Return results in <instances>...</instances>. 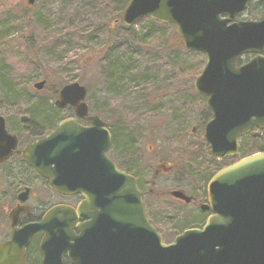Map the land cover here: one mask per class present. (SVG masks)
Wrapping results in <instances>:
<instances>
[{
    "label": "water",
    "instance_id": "water-1",
    "mask_svg": "<svg viewBox=\"0 0 264 264\" xmlns=\"http://www.w3.org/2000/svg\"><path fill=\"white\" fill-rule=\"evenodd\" d=\"M253 1L264 5V0H128L120 18L125 28L144 18L174 26L184 50L204 56L193 87L207 99L211 120L204 139L216 159L235 156L252 123L264 130V18L235 21ZM247 55L250 60L237 66ZM86 96L77 83L63 86L54 105L72 108L74 118L18 152L17 137L0 117V164L16 151L52 191L82 198L76 208L53 207L40 223L21 229L10 214L0 264H25L29 239L39 231L43 264H63V255L69 264H264V153L218 172L208 186L214 216L202 231L166 245L145 217L134 179L107 157L106 124L98 117H88L90 127L77 123L88 116Z\"/></svg>",
    "mask_w": 264,
    "mask_h": 264
},
{
    "label": "rangeland",
    "instance_id": "rangeland-1",
    "mask_svg": "<svg viewBox=\"0 0 264 264\" xmlns=\"http://www.w3.org/2000/svg\"><path fill=\"white\" fill-rule=\"evenodd\" d=\"M122 1L35 0L28 6L26 0H0V116L6 119L9 130L18 133L21 146L38 136L44 138L60 120L72 116L71 110H60L54 105L58 91L72 83L86 88L89 113L106 124L112 137L107 157L117 168L124 166L121 149L127 139L134 142L133 155L143 154L142 163L153 154L169 163H179L181 150L188 146L186 142L204 137L209 118L193 83L205 59L200 53L185 51L172 26L155 23L152 27V20L144 18L129 29L119 23L107 37L102 32L92 36L97 25H109L107 13L112 14ZM102 7L107 11L100 13ZM263 17L264 7L255 2L235 21H259ZM78 23L80 26L76 27ZM77 28L84 29L86 38L76 35L78 32L73 29ZM55 42L61 44V49L52 48L58 45ZM106 51H112L122 66L128 57L133 60L135 72L129 75L132 80L117 75L120 73L114 81L103 77L102 58ZM61 52L64 55L57 61ZM248 59L245 56L240 62ZM41 81L45 82L42 90H34L33 85ZM5 84H9L15 97L6 95ZM37 111L41 114L37 115ZM22 117L29 122L21 124ZM262 138L251 150L249 140L243 142L241 160L264 153ZM5 182H9L10 190H16L17 184ZM42 189L43 201L53 204L60 200L46 187ZM3 204L0 203V240L7 233Z\"/></svg>",
    "mask_w": 264,
    "mask_h": 264
},
{
    "label": "flooded vegetation",
    "instance_id": "flooded-vegetation-1",
    "mask_svg": "<svg viewBox=\"0 0 264 264\" xmlns=\"http://www.w3.org/2000/svg\"><path fill=\"white\" fill-rule=\"evenodd\" d=\"M252 3H249L248 7ZM248 58L243 62L237 61V66L249 61L251 56H248ZM201 98L209 122L211 114L206 108L207 99ZM64 109H69L73 113L71 117L66 119L74 118L72 108L65 107L60 110ZM88 117L97 116L88 111V116L84 119H77V123L82 127H90ZM2 118L5 121L6 131L17 137V152L41 139V136H38L36 137L38 139L35 138L34 141H28L21 146L18 133L9 130L6 119L3 116ZM63 120L65 118L59 122ZM83 121L88 124L81 123ZM19 122L25 125L29 120L27 117H22ZM194 133L195 129L192 128L191 134ZM261 136H264V130L256 129L252 123L250 134L239 139L237 154L223 159H216L211 156L210 147L204 137L194 138L190 143L187 141L188 146L181 150L182 155L179 163H177V160L169 163L157 154H153L148 160L145 159L146 162L142 163L143 154L134 153L133 155L131 146L134 142L132 139H127L124 143V166L122 168L118 167V169L134 179L149 225L153 227L162 241L170 240L174 242L187 232L202 231L208 219L214 216L209 206V183L222 169L241 160L244 141L249 140L250 150L255 149L256 140ZM262 141L264 142L263 138ZM147 150L150 151L149 153H153L151 147H148ZM16 151L7 161L0 164V203L5 205L4 230L7 231L0 240V244L10 238L11 218L16 222L17 229H21L31 224L40 223L47 211L53 207L76 208L82 201L81 196H61L52 191L49 188L48 181L41 178ZM6 180H10L12 186L17 184L16 190H10L9 182H5ZM45 187L60 200L53 204L43 201L40 192ZM12 213L13 215L10 218L9 215ZM83 222L79 221V223ZM75 235H78V232L75 231ZM43 238L44 233L42 231L30 237L28 246L25 249V264H43V257L40 253ZM61 261L63 264H69L66 255L62 256Z\"/></svg>",
    "mask_w": 264,
    "mask_h": 264
},
{
    "label": "trees",
    "instance_id": "trees-1",
    "mask_svg": "<svg viewBox=\"0 0 264 264\" xmlns=\"http://www.w3.org/2000/svg\"><path fill=\"white\" fill-rule=\"evenodd\" d=\"M127 3H128V0H123L122 3L120 4V6L118 8L117 7L115 8V11L112 14H111V12L107 13L106 16L108 18V24L110 25V23L112 22V26L111 27L109 25H108L109 27L108 26H105L106 23H104L103 25L99 24V25H97L95 27L94 30L91 31L92 36L93 35H96L97 33L99 34L101 32L104 33V35L106 37L109 36V35H111L110 32H111L112 28L114 26H117L120 23V21L118 19L121 16L120 14H122V12H123L124 8L126 7ZM260 6L261 7H264L263 4H260ZM94 8L97 9V7H92V9H94ZM82 9L84 10L85 7L82 8ZM27 10H28V8L27 9H24V11H27ZM104 11L106 12L107 11V8H104V7L99 8V12L100 13L101 12L103 13ZM75 21H76V19H75ZM76 25H77L76 27H79L80 26V23H78ZM151 26L154 27L155 26V22L151 21ZM89 27H92V26H89ZM125 29H129V28H125ZM73 30H75V31L78 32V33H76V35L79 34L80 37L86 38L82 34L83 31H84V29L77 28V29H73ZM87 37H88V39H92V37L90 35H88ZM66 41L69 42V39H66ZM68 42H66V43H68ZM54 44L56 45V44H58V42H55ZM178 46H181V45L179 44ZM61 47L62 46L59 43L56 46L53 45L52 48H55V49H58L59 50V49H61ZM112 53H113L112 51L111 52L110 51H106V54L102 58V62H103L102 65H103V70H104V72H102L103 77H106L107 78V81L109 82V80H113L114 79V77L116 76L117 73H120V74H117V75H122L124 77H128L129 80H132V78L129 75H130L131 72H135V70L132 69V65H134L133 64V60L129 59V57H128V59L125 62L126 63L125 66L124 65L122 66L121 64H118L117 56L114 55V54H112ZM63 55L64 54H62V52H61L60 53V56H59L60 58L58 57V60L57 61H60V59L62 58ZM100 59H99V61H100ZM102 65L100 64V66H102ZM0 73H2V70L0 71ZM144 77H146V75H144ZM0 79H2L1 78V74H0ZM120 79H118V80H120ZM4 87L6 88V95H9L10 97H15L16 96V94L11 90L9 84H7V85L5 84ZM53 96H56V94H53ZM52 112L53 111H51V113ZM36 114L39 115V114H41V112L40 111H37ZM121 150H124V149H121ZM123 156H124V152H123Z\"/></svg>",
    "mask_w": 264,
    "mask_h": 264
}]
</instances>
